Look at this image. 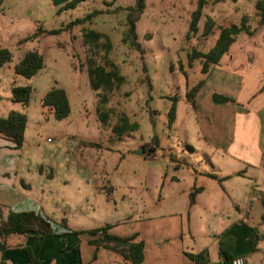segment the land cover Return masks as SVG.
Instances as JSON below:
<instances>
[{
    "label": "rangeland",
    "instance_id": "374dc122",
    "mask_svg": "<svg viewBox=\"0 0 264 264\" xmlns=\"http://www.w3.org/2000/svg\"><path fill=\"white\" fill-rule=\"evenodd\" d=\"M67 1L0 2V48L10 49L13 55L11 62L0 67V111L6 104L15 103L27 114L24 156L53 171L45 189L52 190L63 206L56 214L59 220L64 217L71 227L95 228L161 212L158 204L162 175L182 176L178 185L182 188L191 177L185 162L199 170L210 166L205 158L206 139L210 138L207 123H213L215 112L210 111L200 93L207 82L201 71L203 62L195 59L190 65L189 55L194 50L208 51L221 26L239 24L245 17L253 33L237 36L222 65L236 75L234 80L224 81L217 74L207 79L203 92L210 95L211 90L219 88L226 94L237 93L244 79L238 101L248 104L264 84V22L257 0H209L199 31L190 35L191 13L198 0H146L137 21L138 41L144 54L123 41L128 8L135 0H86L58 12ZM93 11L100 13L91 22L65 28L72 20ZM209 18L215 24L204 35ZM39 26L63 30L19 42ZM87 29L110 37L113 47L108 54L101 45L83 42L82 34ZM31 50L43 54L44 67L26 79L15 74L14 66ZM93 61L110 69L116 67L124 76L121 86L111 92L93 90L88 75ZM201 80L203 84L193 92L192 87ZM25 84L33 88L29 104L11 102L12 87ZM55 87L64 88L68 95L70 113L62 119L42 105L44 96ZM188 93L194 96L188 97ZM175 101L176 114L171 121ZM99 110L108 114L106 123L100 119ZM122 114L137 128L123 133L114 130ZM222 116L225 119L228 113L223 111ZM234 125H229V130ZM222 138L220 134L214 140ZM139 149L142 154L136 152ZM170 205L166 203L162 210H168ZM18 237L14 235L10 242Z\"/></svg>",
    "mask_w": 264,
    "mask_h": 264
},
{
    "label": "crops",
    "instance_id": "0c3cea01",
    "mask_svg": "<svg viewBox=\"0 0 264 264\" xmlns=\"http://www.w3.org/2000/svg\"><path fill=\"white\" fill-rule=\"evenodd\" d=\"M227 53L205 74L207 82L200 89L202 100L215 112L213 123H207L210 138L206 139L205 158L209 168L199 170L185 162L191 171L186 186L179 188L183 179L180 175L161 176L158 204L161 212L109 222L111 234L138 235L145 242L141 264H197L187 253L203 250L208 252L205 264H224L220 246L228 239L233 243L230 250L233 257L244 256L246 264H264V91L261 90L264 84L248 104L238 101L244 77L237 93L226 94L219 92V88L211 90L210 95L204 93L207 79L217 74L224 81L234 80L236 75L222 68ZM262 74L264 79V71ZM215 92L229 100L214 103L211 96ZM9 99L14 102L12 97ZM4 109L0 116L20 111L15 103L6 104ZM223 111L228 113L225 119ZM229 125L236 127L231 131ZM220 134L222 140H214ZM52 172L40 162L25 158L23 147L17 148L0 135V220L6 219L10 211L33 210L50 218L55 232L52 236L41 233L9 236L8 248L0 253V264H126L116 250L92 244L88 233L74 232L90 227H71L67 220L68 227L61 225L64 217L59 220L56 214L63 206L52 190L45 189ZM199 187L195 202L190 205L189 194ZM96 191H100L97 186ZM166 203L171 204L169 209L162 210ZM14 235L19 237L11 243ZM25 247L31 249L37 263L29 260Z\"/></svg>",
    "mask_w": 264,
    "mask_h": 264
},
{
    "label": "trees",
    "instance_id": "16d2710c",
    "mask_svg": "<svg viewBox=\"0 0 264 264\" xmlns=\"http://www.w3.org/2000/svg\"><path fill=\"white\" fill-rule=\"evenodd\" d=\"M4 0H0L3 2ZM86 0H69L60 7L58 12H62L66 9H72L77 7L78 4ZM209 0H198L197 7L191 13V19L189 23V35L195 34L199 31V23L204 15V8L207 6ZM146 7V0H135V4L128 8L127 15V31L123 37L124 42H129L133 47L139 50L141 53H145V49L138 41L137 34V21L140 19L142 13ZM256 7L259 10L261 20L264 22V0H257ZM100 11H93L83 17L76 18L66 25L65 28L72 29L77 25H82L87 22H91L96 14ZM248 20L243 17L239 24L232 23L228 26H221L218 38L208 51L194 50L189 55V64L192 65L195 59H201L203 62L202 73L206 74L211 67L217 65L222 56L227 53L231 45L236 41V38L241 33L252 34L251 26L247 23ZM215 22L212 18H209L206 22L204 35L209 34L214 26ZM62 28L58 29H45L43 26H39L37 30L22 38L19 42L24 43L31 40L38 39L44 33L58 34L62 31ZM83 42L86 45L96 46L101 45L106 50V53L110 51L113 44L110 37L100 31L94 29H87L83 32ZM12 52L8 48H0V67L6 63L11 62ZM44 67V56L38 50H31L24 54V56L14 66V72L17 75L23 76L26 79H31L34 75L41 71ZM187 76V73L184 72ZM88 75L91 88L95 91L103 90L105 92H111L117 89L124 82V76L121 75L116 67L107 68L105 64L96 63L93 61L88 68ZM203 84V80L199 81L192 87V91L196 92L198 88ZM32 86L30 84L14 85L12 87V99L15 102H20L24 106H27L31 99ZM264 91V85L262 89ZM194 96L188 93V97ZM176 101L174 102L171 111V121L175 119L176 114ZM42 105L48 107L52 111L57 119L65 118L70 113V105L67 92L64 88L55 87L50 90L42 99ZM100 119L106 123L108 114L99 110ZM27 114L18 110H12L7 116H0V135L10 140L15 144L17 148H22L25 141V131L27 127ZM113 129L119 133H123L127 130H134L137 128V124H130L128 117L122 114ZM91 146L97 147L95 142L88 143ZM213 178L219 179L217 175L210 174ZM221 180V179H219ZM199 188L193 189L189 194V204L192 205L195 202V196L199 192ZM264 204V198H263ZM264 216V214H263ZM61 225L68 227L65 218L61 220ZM111 224L106 223L104 225L91 228L88 230H76L75 233H88L92 236L90 242L96 246H104L116 250L124 259L126 264H141L145 258V242L142 239H138V235L131 236H118L109 232ZM41 233L43 236L55 235L54 228L50 218L45 217L41 213H37L33 210L30 211H10L6 219L0 220V253H3L8 248L7 239L13 234H30ZM252 244V240H251ZM232 240H225L221 246L220 251L224 257V264H232L233 255L230 253L232 248ZM29 260L37 263L38 260L33 257L31 249L29 247L24 248ZM188 256L197 262V264H205L208 260V252L203 250L197 254L187 253Z\"/></svg>",
    "mask_w": 264,
    "mask_h": 264
},
{
    "label": "water",
    "instance_id": "95a60500",
    "mask_svg": "<svg viewBox=\"0 0 264 264\" xmlns=\"http://www.w3.org/2000/svg\"><path fill=\"white\" fill-rule=\"evenodd\" d=\"M212 100H213V102L216 103V104H221V103H223V102H227L229 99L226 98V97H224V96H222V95L219 94V93H214V94L212 95ZM136 152L139 153V154H142V149H139V150H137Z\"/></svg>",
    "mask_w": 264,
    "mask_h": 264
},
{
    "label": "built area",
    "instance_id": "2783aa9c",
    "mask_svg": "<svg viewBox=\"0 0 264 264\" xmlns=\"http://www.w3.org/2000/svg\"><path fill=\"white\" fill-rule=\"evenodd\" d=\"M232 264H246V258L244 256H235Z\"/></svg>",
    "mask_w": 264,
    "mask_h": 264
}]
</instances>
